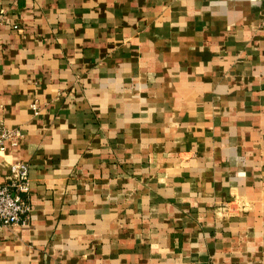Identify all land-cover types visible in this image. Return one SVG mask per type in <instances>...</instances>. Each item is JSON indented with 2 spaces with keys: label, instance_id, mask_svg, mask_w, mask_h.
Wrapping results in <instances>:
<instances>
[{
  "label": "crops",
  "instance_id": "0c3cea01",
  "mask_svg": "<svg viewBox=\"0 0 264 264\" xmlns=\"http://www.w3.org/2000/svg\"><path fill=\"white\" fill-rule=\"evenodd\" d=\"M0 264H264V0H0Z\"/></svg>",
  "mask_w": 264,
  "mask_h": 264
},
{
  "label": "built area",
  "instance_id": "2783aa9c",
  "mask_svg": "<svg viewBox=\"0 0 264 264\" xmlns=\"http://www.w3.org/2000/svg\"><path fill=\"white\" fill-rule=\"evenodd\" d=\"M23 137L19 130L0 125V152L9 144L17 145ZM31 178L28 164H13L4 184H0V227L25 226L34 209L30 201Z\"/></svg>",
  "mask_w": 264,
  "mask_h": 264
}]
</instances>
